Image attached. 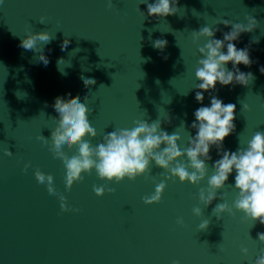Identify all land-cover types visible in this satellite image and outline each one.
Here are the masks:
<instances>
[{
  "label": "water",
  "instance_id": "obj_1",
  "mask_svg": "<svg viewBox=\"0 0 264 264\" xmlns=\"http://www.w3.org/2000/svg\"><path fill=\"white\" fill-rule=\"evenodd\" d=\"M139 3L112 0L111 8L107 0L0 3V264H252L264 250L257 240L264 225L235 211L219 219L212 214L223 202L221 194L229 205L235 198L232 175L207 207L196 199L206 179L189 185L169 178L160 200L145 204L142 197L151 195L167 175L154 164L145 175L119 183L101 181L93 170L65 191L63 164L51 154L56 102L88 95V119L97 132L93 145L115 128H131L135 120H162L165 112L170 122L162 123V129L177 131L178 144L185 145L187 135L194 134L188 128L192 112L200 106L194 100L199 54L191 31L219 19H257L258 27L234 42L238 48L259 37L250 47L254 63L239 65L254 79L247 86H216L215 95L236 105L235 130L225 137L224 147L234 151L244 147L253 132L264 131V74L258 71L264 65V0H178L177 12L161 19L144 17L140 10L145 5ZM44 30L53 36L43 49L47 66L36 60L34 51L19 46L26 31ZM149 36L167 40L162 52L151 46ZM216 37L221 38V31ZM203 43L201 38L198 44ZM64 45L74 51L63 60L67 75L57 67ZM42 46L38 42L37 47ZM84 77L95 84L85 88ZM203 103H209L208 93ZM243 104L249 106L247 111ZM181 121L184 129L178 128ZM74 153L73 147L65 154ZM210 155L218 158L215 149ZM207 163L211 174L212 161ZM37 173L55 180L70 210L61 211L59 200L39 186ZM102 184L113 191L97 196L93 185ZM197 206L200 216L192 212ZM205 219L208 226L199 230ZM242 247L248 249L246 256Z\"/></svg>",
  "mask_w": 264,
  "mask_h": 264
},
{
  "label": "clouds",
  "instance_id": "obj_2",
  "mask_svg": "<svg viewBox=\"0 0 264 264\" xmlns=\"http://www.w3.org/2000/svg\"><path fill=\"white\" fill-rule=\"evenodd\" d=\"M177 3L178 0H140L139 5H145V9L138 8L144 17L161 19L175 14ZM107 7H112V0H107ZM43 21L44 18L41 17L39 22L42 24ZM216 25H223L228 30L223 31ZM257 27V19L245 15L244 22L219 19L213 26L204 24L198 30L191 31L192 43L197 45L196 51L199 54L194 70V100L200 106L192 112L193 120L188 125L189 129L194 130V134L187 135L186 144L183 146L178 144L181 137L177 131L168 133L162 129V123L170 122L166 112L161 116L162 120H135L131 128H115L105 133L101 142L93 145L90 141L96 137L97 132L88 119L91 111L88 107V95L85 94L75 102L70 96L67 101H57L52 112L56 120V131L51 137V154L63 164L65 191L69 190L74 182L82 180L83 174L93 170L99 180L119 183L124 179L133 181L145 175L150 165L154 164L167 175L155 184L151 195L142 197L145 204L160 200L165 181L169 178H174L180 183L187 182L189 185H200L206 179L205 186L200 187L196 193V199L199 204L207 207L217 198V191L224 188L232 175L231 187L236 192L235 198L229 205L221 194L220 199L223 202L215 205L212 214L219 219L222 213L232 214L235 211L242 213V216L251 222L264 225V131L253 132L244 147H237L234 151L225 148V137L235 130L233 121L236 105L231 102L224 103L214 94L218 90L217 84L247 86L254 79L251 71H241L239 65L248 68L254 63L250 56V47L253 43H259V37H253L241 48L234 42L239 41L242 33H250ZM217 31H221V38L216 37ZM52 38L53 36L45 30L26 31L19 40V46L34 51L37 54L36 60L47 66L49 59L43 49ZM201 38L204 39L202 45L198 44ZM38 42H42L43 46L37 47ZM166 45V39H151V46L160 52ZM69 53H74L72 48L68 45L61 47V60L58 61L57 67L65 75L67 73L63 60ZM163 58L167 59V56ZM258 71L264 74V65H259ZM82 83L88 88L95 84V80L84 77ZM205 93H208L209 97L207 105L203 103ZM248 107L243 104L244 111H247ZM178 128L184 129L185 122L181 121ZM41 143L46 149L49 148L47 142ZM73 147L75 153L67 156L66 150ZM210 149H215L217 159L212 160ZM5 154L11 153L6 149ZM208 161H212L211 174H208ZM36 181L42 189H47L50 198L59 200L61 211L70 210L66 206L65 196L56 190L53 178L37 173ZM92 190L97 196L103 195L105 190L113 191L112 188L106 189L105 184L93 185ZM192 212L200 216L201 208L193 207ZM177 223L182 221L178 219ZM208 223L207 219L202 220L198 229H205ZM257 240L264 244V232H257ZM240 251L246 256L248 249L242 247ZM172 264L178 262L173 261ZM252 264H264V250H261Z\"/></svg>",
  "mask_w": 264,
  "mask_h": 264
},
{
  "label": "snow or ice",
  "instance_id": "obj_3",
  "mask_svg": "<svg viewBox=\"0 0 264 264\" xmlns=\"http://www.w3.org/2000/svg\"><path fill=\"white\" fill-rule=\"evenodd\" d=\"M8 155H10V154H8Z\"/></svg>",
  "mask_w": 264,
  "mask_h": 264
}]
</instances>
